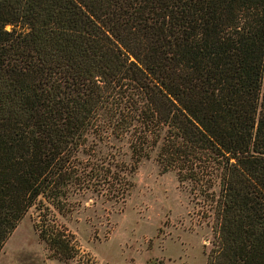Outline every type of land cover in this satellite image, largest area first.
Returning <instances> with one entry per match:
<instances>
[{
	"label": "trees",
	"instance_id": "16d2710c",
	"mask_svg": "<svg viewBox=\"0 0 264 264\" xmlns=\"http://www.w3.org/2000/svg\"><path fill=\"white\" fill-rule=\"evenodd\" d=\"M102 132L210 201L206 264H264V0H0V250L38 205L50 254L96 264L50 211L124 199L125 167L77 157Z\"/></svg>",
	"mask_w": 264,
	"mask_h": 264
},
{
	"label": "rangeland",
	"instance_id": "374dc122",
	"mask_svg": "<svg viewBox=\"0 0 264 264\" xmlns=\"http://www.w3.org/2000/svg\"><path fill=\"white\" fill-rule=\"evenodd\" d=\"M155 152L132 170L126 136L89 133L80 146V161L96 156L117 162L131 183L123 200L80 189L68 210L50 211L96 264H206L213 240L210 201L193 191L192 183H180L174 170L161 172ZM213 189L217 192L218 184ZM38 207H29L6 239L0 264H65L50 254L33 227Z\"/></svg>",
	"mask_w": 264,
	"mask_h": 264
}]
</instances>
